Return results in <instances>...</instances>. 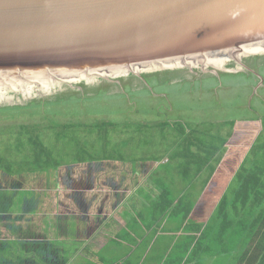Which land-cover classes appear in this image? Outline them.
Wrapping results in <instances>:
<instances>
[{
  "label": "crops",
  "instance_id": "0c3cea01",
  "mask_svg": "<svg viewBox=\"0 0 264 264\" xmlns=\"http://www.w3.org/2000/svg\"><path fill=\"white\" fill-rule=\"evenodd\" d=\"M156 79L158 81V78ZM212 79L214 78L205 81ZM219 80H213L215 82L210 86L199 81L200 91L205 92V96H211L223 88L235 87L234 83L225 85ZM260 82L252 81L249 84L247 98H250L246 99L244 108L252 105L259 95V88L264 89V80ZM172 83L168 81L165 85L182 84ZM194 85L197 86V83ZM152 99H155V105L159 108L158 105L162 104L159 98L150 96L149 104L154 102ZM127 102L136 103L129 99ZM173 102L175 101H171ZM212 102L211 106L221 107L220 101L216 104ZM167 110L169 115L167 117L175 125L170 124L172 131L166 130L163 120L154 121L156 129L151 133L140 129L144 155L132 154L127 158L118 154L113 155L115 149L113 145H109L105 150L106 145H102L104 142L97 144L95 140H91L89 148L102 150L111 159L86 163L71 162L68 167L69 175L64 177L65 182L70 185L69 188L57 183L58 188L61 186L66 188H59L57 191L61 200L59 206H56L59 215L64 216L67 200L76 193L88 211L90 210V214L97 217L96 224L99 223L98 226L93 224L87 229L88 226L79 222L77 229L73 230L76 232L74 234L71 225H64V229L61 230L71 243L66 239L61 240L59 236L57 238L60 240L57 241L72 246L67 264H72L76 256L81 255L90 243H93L92 247L96 252L104 247L118 249L120 254H116L117 256H114L111 250L98 252V258L102 261L107 256L116 257L115 260H108L109 263L115 264H264V240L256 235L251 239L252 234H255V227L256 231L261 230V233H264V224L255 225L264 215V182L260 186L262 192L255 193L252 201L248 195L244 194L242 197L239 193L253 167L264 169V142H260L264 133V126L262 127L264 116L259 113L256 118L260 122L250 123L245 120L247 125L242 124L240 128L236 121V126L227 133L225 144L210 149L209 145H215L216 137H221L216 136L221 130L218 128L216 131L214 127V132L209 130L206 134L211 136L207 135L206 138L202 135L205 128L202 123L220 124L230 121L229 118H227L229 120L219 118L216 112L218 109L211 107L209 110H212V114L206 117L197 115L200 114V108L193 111L190 108L184 111L186 115L182 113V119L174 120V111H169L168 107ZM193 122L196 128L191 125ZM141 124L146 126L145 123ZM179 125L187 128L182 131L181 136L175 134V130L178 132L181 128ZM64 167L67 166L61 169L65 170ZM190 167L197 169L193 175ZM200 168L202 170L198 171ZM74 170L82 174L73 175ZM262 173L264 181V172ZM191 177L193 179L189 180ZM177 179L183 180L182 183L186 185L180 193L173 188L177 184L175 182ZM6 180L11 182L19 178ZM5 191L6 199L12 198L8 195V190ZM21 192L27 194L26 191ZM46 192L44 189L40 192V197L37 195L40 200ZM62 194L67 198L65 205L60 197ZM244 199L245 206L235 205ZM30 200L32 199L25 196L23 200L25 209L28 207L25 204L29 205ZM247 200L251 202L247 204ZM169 203L174 204L158 221L160 211ZM24 208H20V212L13 210V214L7 212L8 208L1 209L3 212H0L13 218V215L21 214ZM75 214L76 217H80L78 214L81 212ZM194 216L197 220L191 222ZM183 217H187L185 221ZM224 227L229 231L228 234H222L221 229ZM48 232L44 228L43 233ZM99 234L101 235L97 236ZM234 235L236 237L232 241ZM191 237L196 239L191 241ZM13 240H21V236H16ZM180 247H190V250L182 254ZM62 250L64 249H61V252ZM123 253L124 255H121ZM251 260L254 262L251 263Z\"/></svg>",
  "mask_w": 264,
  "mask_h": 264
},
{
  "label": "water",
  "instance_id": "95a60500",
  "mask_svg": "<svg viewBox=\"0 0 264 264\" xmlns=\"http://www.w3.org/2000/svg\"><path fill=\"white\" fill-rule=\"evenodd\" d=\"M263 42L264 0H0V85L205 65Z\"/></svg>",
  "mask_w": 264,
  "mask_h": 264
},
{
  "label": "rangeland",
  "instance_id": "374dc122",
  "mask_svg": "<svg viewBox=\"0 0 264 264\" xmlns=\"http://www.w3.org/2000/svg\"><path fill=\"white\" fill-rule=\"evenodd\" d=\"M261 47H264V42L253 43L247 45L246 47H240L239 50H233L232 55L230 54L231 57L230 55L224 57L226 58L224 60L227 61V63L220 68L215 64L202 65V63H196L195 65H191L187 63L182 67L169 68L162 70V72L152 71V73L148 76L151 77L152 75H159L158 81H155V79L153 80L155 81L154 85L159 82V85L155 87L157 93H153V96L156 98L158 97L159 102H162V104L158 105L159 108L155 105V99H152L154 102L147 105L141 103H125L123 95H126L127 98H131V101L136 100L137 98L141 97V95H146L147 97L146 91L149 88L148 83L143 78V74H146L147 72L135 74L130 70L127 72L124 71L114 74H105L102 72L104 74V78L98 77L97 75L99 72H97L92 74L91 78L83 80L74 79L71 81L65 77L57 76L53 80L54 82H50L44 86H42L43 84L41 86L37 84V86L30 85L28 88L24 89H17L8 92L5 91L3 92L4 96L2 101H0V104L3 102H9L15 104V106L20 104L27 105L36 99L49 102L55 101L56 103L62 100L71 101V99L74 97L88 96L95 97V99L94 101L89 100V102L83 105L84 107H78L75 102L59 103L57 106L52 107V111L47 112L44 110L38 113L36 116L28 115L17 119H9L5 115L0 114L1 146L9 150L12 149V145L16 141H11L12 138L10 136H12L11 134L13 129L10 128L13 127L8 126L40 123L42 126L41 131L43 139L47 142V139L51 141V138H54V144L56 147L59 145L60 148L63 142L58 137V132L62 130L59 126L65 124L66 122L74 121L78 122L79 124H83L85 127L87 126L94 131L96 130L97 126L108 124V126L103 131H101V136H105L103 140L107 145L109 144L115 147L112 152L113 155L118 154L119 156L126 158L132 154L142 156L145 152H143V146L141 147L143 141L141 140L142 133H140V129L151 133L154 129H156L154 121L161 122L163 120V124H166V130L172 131L171 125L174 124L171 123L170 118L167 117L169 116L167 107L169 111H174V120L176 118L182 119V113L183 115H186V112L184 111H187L190 108L192 111L193 109L200 108V114L202 115L198 114L197 112H195V114L197 113L199 116L206 117L207 115L212 114V110H209V108L214 107L218 109L216 112L219 118H226L225 120L230 119V121L220 124H212L210 122H206L204 124L202 123V125L205 127L203 129L204 131L202 130V135H205L206 138H208L207 135L211 136V134H206L209 130H211L213 133L214 127L216 131L219 128L221 131L218 132L216 136L220 135L221 137H216V140L214 141L215 145H209V148L215 149L221 147L227 140V133L231 131L234 126H236V121L237 126L240 128L242 124L247 125V122H260L256 118L259 113L264 116V89L259 88V95H257L255 100L252 102V105L249 106V108H244L245 104L247 103L246 99L250 98H247V94L250 91L248 88L249 84L256 79L260 80V83H262V80H264V50L259 51ZM247 49L249 51H247ZM224 71H227L226 73L242 74V76H240V78H227L224 81L221 78V75ZM210 78L220 79L219 81H224L225 85L234 83L233 85H235V87L223 88L216 94L214 93L211 96H205V92L200 91L201 88L199 87L198 82L201 81L203 84L210 86L215 82L213 80L205 81ZM168 81L173 82L174 84H182L166 86L165 84H168ZM195 83H197V86L194 85ZM151 90L154 91L152 88ZM171 101L175 102L171 103ZM212 101H214L215 104L219 103L220 101L221 107L211 106V103H213ZM46 109L48 110L49 107ZM204 113H206V115H203ZM245 120H247L246 123L244 122ZM141 123H145L148 126H143ZM191 125L195 126L194 122ZM263 126L264 119L262 122V127ZM180 127L181 128L178 132L175 130V134H179L181 136L183 133L182 131L186 130L187 128L182 126ZM71 134L72 133H70V135ZM78 135V133L75 134L76 138ZM94 136L97 139L101 137L98 133H96ZM222 141L224 142L222 143ZM260 142H264V133L260 138ZM152 150L154 149L152 148ZM24 156L26 157V154H24ZM64 168L65 170L60 168L58 172H55L51 169L48 173H35L30 174L29 176L28 173L22 174V176L19 178H24L25 180L19 179L10 182L0 178V188H7L4 190H8V195L14 198V202H12V198L7 199L6 201L9 203L8 205L12 206L14 211L24 208L23 200L25 199V196H28L29 199L33 200H30L29 205L25 204V206H31L30 209L33 208L32 211H34L33 214H24V211H21V214L16 215V217L24 215V219H20V221L15 223L16 229L11 231L9 235L5 228V224L0 223V250L5 251L4 248L8 246V242L11 243V246L9 245L7 247L5 254H2V256L0 254V264L24 263L26 259H23L22 255L26 256L30 254L22 250V246L24 244L28 245L26 246V250L33 249L31 248L32 243L37 241V246L33 244V250L41 252L42 247L40 244H46V242L53 243L54 241L60 239L63 241L66 239L68 241V236H64L65 233H63L64 231L61 230L64 229V225L66 224L71 225L72 234L76 233L73 231L78 227V225L74 224L77 222L75 219L76 214L68 215V219L67 215H59V212L56 210V206H59L61 201L60 198H58L57 191H59V188H62V186H66V180H64V177L67 176V174L69 175V168ZM80 170L81 169H79V171ZM189 170L193 175L197 169L195 167H190ZM74 174L81 175L82 173H78L76 170H74L73 175ZM192 179L193 177H191L189 180ZM58 182L62 184V186L59 188L57 184ZM175 182L177 184L173 188L177 193H180L183 187L186 185L182 183L183 180L181 179H177ZM44 189L47 192L40 200L39 194ZM21 191H26L27 194ZM14 204L15 206L13 207ZM0 211L3 212L1 209ZM18 212H20V210ZM9 217L11 218V215ZM15 218H11V221H13ZM185 220L186 219H184V221ZM196 220L197 217L194 216L190 221L195 222ZM34 227L36 228L34 229ZM43 227L47 232L49 229H51L50 232L44 234L42 232ZM8 229L10 230L11 226ZM26 230H30L31 233L29 235L26 234L27 236L22 239L24 243L22 244L21 240H17V243L14 242L13 239H15L16 236H20V232ZM235 237L236 235H234L232 241L235 239ZM195 239L196 237H191V241ZM65 243L62 242V244ZM68 243H71V241H68ZM92 248L95 251V248ZM63 249L64 250H62L60 254L63 256H69L70 251H72V246H70V248H67L66 246V248ZM110 250L114 252V256L120 254L118 249L109 247L100 248L98 252L101 253L103 251L106 252ZM179 250L182 254H186L190 250V247H180ZM121 255H124V253ZM32 256L34 255L30 254L29 258ZM109 259L115 260L116 257L107 256L104 258L103 262H108ZM27 261L35 263L32 260ZM83 261L84 256L78 255L72 264H82Z\"/></svg>",
  "mask_w": 264,
  "mask_h": 264
},
{
  "label": "trees",
  "instance_id": "16d2710c",
  "mask_svg": "<svg viewBox=\"0 0 264 264\" xmlns=\"http://www.w3.org/2000/svg\"><path fill=\"white\" fill-rule=\"evenodd\" d=\"M157 72H162L157 71ZM227 72V71H226ZM225 71L222 73L221 78L225 81L227 78H240L242 74H235V73H226ZM152 72H147L146 74H143V78L145 81L148 83L149 88L147 89V97L146 95H141V97L137 98L136 100H132V102L136 103H141L144 105L149 104L148 100L149 97L153 95L154 92L157 93L155 87L159 85V82H157L155 85L153 84L155 81H157L156 78H158V75H152L151 77L148 76ZM157 74V73H156ZM155 81L153 82V80ZM212 80H217L216 78ZM211 80V81H212ZM223 81V84H224ZM258 81L256 79L254 82ZM153 82V83H152ZM151 88L154 90L152 91ZM118 96V95H117ZM125 98H124V97ZM123 99L125 103H127V100L131 98H127L126 95H123ZM95 97H74L71 99V101H58L56 103L55 101H43V100H33L27 105H16L9 103V102H3L0 104V114L5 115L9 119H17L21 118L23 116H28V115H34L36 116L38 113L41 111H52V107L57 106L59 103H73L75 102L78 107H84L89 100L94 101ZM142 101V102H141ZM49 109L47 110L46 108ZM59 124V123H58ZM148 126L147 124H145ZM108 124H102L100 126L96 127V130L94 131L91 128H87L83 124H79L78 122L70 121L66 122L63 125H60L59 127L62 129L60 132H58V137L61 139L63 144L59 148V145L56 147L54 144V138H51V141L47 139V142L43 139L42 131H41V124L40 123H35V124H29V125H16V126H8V127H13L10 129L12 130V136H10L11 141L16 140L13 145L12 149L7 150V148H3L1 146V141H0V178L2 180H6L8 178H19L22 176V174L28 173L30 174H41L42 172L48 173L49 170H54L55 172H58V170L63 167L67 166L69 167L71 162H82L86 163L88 161H97V160H103V159H111L109 158L106 154V152H103L102 150H95L94 148H89L88 145L91 143V140H95L97 144H102L104 142V137L101 136L102 132ZM70 133H72L70 135ZM78 133L79 135L75 136V134ZM98 133L101 137L98 139L95 138V134ZM57 134V133H56ZM102 145H107L106 142H104ZM109 147V144L106 146L105 150ZM26 154V157L24 156ZM202 168H200L198 171H201ZM264 169L261 167H253L250 171V174L246 177V182L244 185L239 189L240 195L244 197V194L248 195L250 200L252 201L254 198H252L255 193H261L262 188L260 186L263 185L261 174H263ZM20 179V178H19ZM69 183L66 182V187L69 188ZM74 187H76L74 185ZM63 199V204L65 205L66 202V197L65 194H62L60 196ZM72 198V200H70ZM69 198L67 200V206H65V210L63 212L64 215H67V218L69 217L68 215H72L75 213L81 212L80 217H76L75 219L77 222L81 223V221L85 220L83 222V225L88 226L87 229H90L93 224H96L98 221L97 217H93L90 214V210L88 211L87 207H85V204L80 197L73 195V197ZM12 199H14L12 197ZM247 200V204L250 203L251 201ZM6 191L3 190L2 188L0 189V209H6L8 208V213L13 214V209L11 205H8L9 203L6 202ZM14 202V201H13ZM6 204V205H5ZM174 203H169L166 206L162 208V211H160V214L157 216V220L160 221L161 218H163V214H165L173 205ZM243 205L245 206V199L243 202L235 204L237 207ZM32 205V204H31ZM70 205V207L68 206ZM63 207V205L61 206ZM159 207V204H158ZM31 206L24 208V214H33L34 211L30 209ZM77 216V215H76ZM86 218H85V217ZM188 216V215H185ZM13 218L16 216L13 215ZM186 219L187 217H183ZM20 219H24V215L17 216L13 221H11V218L8 219L3 214H0V223L5 224L6 226H9L6 228L8 232H11L16 229L15 223L20 221ZM77 222L74 223L77 225ZM99 224V223H98ZM98 224H96L98 226ZM264 224V215L261 216L260 219L256 221V226ZM75 225V226H76ZM95 225V226H96ZM11 229L9 230L8 228ZM36 227H34L35 229ZM224 227L221 229L222 234H228L229 231H227ZM255 227V234H252L251 239H254L253 235H256V237L260 236L264 240V233H261V230L256 231ZM44 231V227L42 229V232ZM24 237H23V233ZM20 232L21 236V242H23V238H25L27 235H29L31 232L30 230L22 231ZM27 234V235H26ZM101 234L97 235L100 236ZM250 239V237H248ZM241 238L239 237V240ZM18 242V241H14ZM37 241L32 243L31 248L34 249L33 244L37 246ZM65 243V242H64ZM7 245V244H6ZM11 246V243L8 242V246ZM25 245V246H24ZM22 247L26 253H30L34 256L29 258V255H22L23 259H26L24 263L21 264H29L31 261L27 260H32L35 263L31 264H67L69 262V256H63L61 253V249L63 248H70V244H62V241H56L55 242H49L46 244H40L42 247V251H36L33 249H27L26 246L27 244H24ZM63 245V246H61ZM7 246V247H8ZM93 243H90L89 246L84 248L83 253H81V256H84V261L82 264H115V263H109V262H103L98 258V252L94 251L93 248ZM6 248L4 250L6 251ZM57 248V249H56ZM258 248L260 249V244L258 245ZM5 251L0 250V254H5ZM96 256V257H95ZM118 261V260H117ZM116 261V262H117ZM74 262V260H73ZM251 263L254 262V260L250 261Z\"/></svg>",
  "mask_w": 264,
  "mask_h": 264
},
{
  "label": "bare ground",
  "instance_id": "6f19581e",
  "mask_svg": "<svg viewBox=\"0 0 264 264\" xmlns=\"http://www.w3.org/2000/svg\"><path fill=\"white\" fill-rule=\"evenodd\" d=\"M262 50H264V47H261L260 49H259V51H262ZM247 51H249L248 49H247ZM225 56H227V55H215V56H212V57H208L205 61H206V63H204L205 65H208V64H215L216 66H218L219 68L220 67H222L223 65H226V63H227V61H225L224 59H226V58H224ZM231 57V56H230ZM204 59H201V58H195L194 60H190V64L191 65H195L196 63H202L201 61H203ZM229 61V60H228ZM183 65H186V64H182V63H176V64H174V65H170L169 67L170 68H174V67H182ZM154 82V81H153ZM152 82V83H153ZM43 84V86L44 85H47L48 83H42ZM154 84V83H153ZM0 101H2V99H3V96H4V94H3V92H5V91H13V90H16V89H13V88H10L11 86L10 85H5V86H3V85H0ZM9 89V90H8ZM10 100V99H9ZM8 100V101H9ZM5 101V100H4Z\"/></svg>",
  "mask_w": 264,
  "mask_h": 264
}]
</instances>
